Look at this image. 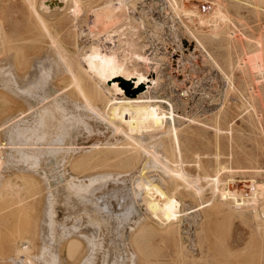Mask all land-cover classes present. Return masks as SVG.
<instances>
[{
	"label": "rangeland",
	"instance_id": "obj_1",
	"mask_svg": "<svg viewBox=\"0 0 264 264\" xmlns=\"http://www.w3.org/2000/svg\"><path fill=\"white\" fill-rule=\"evenodd\" d=\"M50 1L0 0V264H264V0H128L107 39L92 10L110 0ZM125 36L142 99L181 133L117 103L131 81L102 82L111 98L70 77Z\"/></svg>",
	"mask_w": 264,
	"mask_h": 264
},
{
	"label": "bare ground",
	"instance_id": "obj_2",
	"mask_svg": "<svg viewBox=\"0 0 264 264\" xmlns=\"http://www.w3.org/2000/svg\"><path fill=\"white\" fill-rule=\"evenodd\" d=\"M53 1H55V2H53ZM53 1L51 0L48 3V6L49 7L54 6L55 3L57 2L56 0H53ZM60 1H63V0H60ZM78 1L79 0H72V4L76 5L78 3ZM58 3L59 2H57V4ZM175 3H176V0H175ZM42 4H43V2H42ZM61 4H63V3H61ZM65 4L66 3H64V6H65ZM58 6H59V8L61 7L60 4H58ZM41 7H42V5H41ZM43 7H45V9L48 12L49 8L47 7V5H45ZM221 7L223 9H219V10L216 11V16L219 19L218 21H220L223 25H228V24L232 23L231 18H230V15L228 14L227 10H225L224 6H221ZM34 9L36 11L37 17H39L40 19H42L43 24L44 25H48V23L46 22V20L42 17L41 12L40 11H37V9H38L37 5H36V7ZM129 10H130V4H128V0H110L109 2H106L104 5H102L100 7L94 8L92 10V25L90 24L92 27H93V25L96 26L97 32L94 33V36L98 37V36L102 35L103 38L107 39V37L105 36V32L107 30L111 29L112 27L116 26L119 22L127 21L129 19V17H130ZM185 10H182L183 11L182 12L183 14H184ZM190 12L193 14L192 11H190ZM213 14L215 15V13H213ZM216 16H215V18H216ZM216 21H217V19H216ZM215 26L216 25H214V27ZM216 28H218V27L216 26ZM89 29H90V27H89ZM229 30H231V28H229ZM93 31H92V33H93ZM40 32H42L41 28H40ZM94 36H93V38H94ZM45 37H47V35ZM236 37H237V35H236ZM48 38L51 39V37H48ZM58 38H59V36H58ZM113 38H109L113 42V46L110 47L109 49L106 48V47H103L102 48L98 42H92L90 45H88L77 56L78 57L77 58L78 59V63L76 62L77 64H75L76 66H74V69L73 70H71L70 67L67 65L68 62L67 63L64 62V64H66V66H68L69 69L71 70L69 72V74L71 75L70 77L72 79H74V78L75 79L80 78L81 77L80 76L81 69L85 70L87 72L89 78L91 79V81H90L91 87L89 89L92 92L103 91L102 89L104 87L101 88L102 87L101 86L102 85V82L107 83V84H108V82H110L112 85H117L121 90H124V88H126V80L131 81V83L134 85L132 87L133 90L130 88L128 90H124L123 91L126 94H115V98L118 101L117 103L120 104L121 107H123L127 111L135 110L136 112H147L148 107H150L151 110L155 114L159 115V117L163 121L164 118H165L164 113L161 112V110L157 109V107L154 104H152V102L149 101L146 97H144V99H142V96H144V94L146 93L147 89L145 90V92H142L139 89H141L140 87L142 86V84H145L144 81H143V75L146 74V73H144V72L141 73V69L138 68V64L136 62V60L140 58V55L137 52V45L128 36H125L124 38L119 39L118 40V44H116V42H115V40ZM51 40H53V39H51ZM53 41H51V45H52ZM259 43H260L259 45L261 46L262 45L261 40H260ZM54 44L56 45L57 43H53V47H54ZM60 44L58 46L59 48H60ZM62 48H61L60 51L63 54V53H65V51L63 52L64 48H63V50H62ZM55 49H56V52H57V46H56ZM9 50H10V48L7 51L9 52ZM61 52H60V55H61ZM133 56L135 57V59L133 58ZM4 58H6V59H4V60H6V62L9 60V58H7V57H4ZM43 60L45 61V59H43ZM46 61H47V59H46ZM4 63L5 62H3V64ZM47 64H48V62H47ZM51 69H52V67H51ZM150 83H146L145 85H147V84L150 85ZM104 92H106V93L108 92V94H109V91L106 88H104ZM110 97L111 98H114L112 95H110ZM125 99H128V101H125ZM135 103H140V104H135ZM176 117L177 116H172V117H170V119L168 121H165V120L163 121L165 123H168L169 122L170 126L168 128V131L162 133V136H165V135H173V134L181 133L183 131V129H180L179 128V125L176 122L177 121L176 120ZM157 122L159 123V121H157ZM160 123H159V126L162 124V123L161 124ZM143 130L144 129H142V131H141V135L142 136L145 135V134L147 136V133L148 134H151L148 131L144 130L145 131L144 132ZM137 131L139 132V130H137ZM136 132L134 131L130 135L125 134V136H124L123 139L127 141L132 136L133 137L138 136V134H137L138 132L137 133ZM141 135H140V137H141ZM140 137L138 136V138H140ZM125 143L126 142H120V143H117L116 145L110 146L109 147V151H106V157L107 158L108 157L109 158H112L113 156L115 157V150L119 149V147L122 148V146H125ZM136 148H137L138 153H140V152H142V150H144L143 146L141 147V146H139V144L136 145ZM216 149L218 151V148H216ZM116 157H119V155L118 156L116 155ZM199 165H200V161H199ZM200 168L202 169V167H200ZM226 169H228V168L227 167H221V168L217 169V171H215L214 174L212 172L211 174H208V175L209 176L212 175V176H215V177L216 176H220V175L223 174L222 171L229 172V170H226ZM233 172H235V171H233ZM231 175L232 174H230V176ZM232 177L233 176H231V178L229 177L230 179L227 178L228 181L233 180ZM101 180H102L101 181V184L103 186H106L107 185V182H103L104 181V178L101 179ZM102 185H100V186H102ZM102 187H100V188H102ZM104 188H106V187H104ZM103 221H105V220H103ZM178 224H179V221L177 222L176 228L173 231V233H172L171 236L174 239V241L176 240V244L179 245V246H181V244L179 242V238H178L179 237V231H178V227L179 226H178ZM21 251H22V249H21ZM28 263H29V261H28Z\"/></svg>",
	"mask_w": 264,
	"mask_h": 264
}]
</instances>
